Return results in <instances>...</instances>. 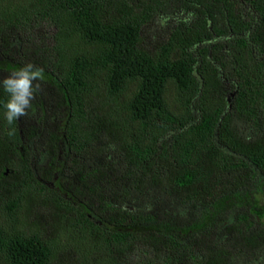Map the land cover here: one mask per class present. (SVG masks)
<instances>
[{
    "label": "trees",
    "instance_id": "trees-1",
    "mask_svg": "<svg viewBox=\"0 0 264 264\" xmlns=\"http://www.w3.org/2000/svg\"><path fill=\"white\" fill-rule=\"evenodd\" d=\"M4 58L0 264H264V0H0Z\"/></svg>",
    "mask_w": 264,
    "mask_h": 264
},
{
    "label": "clouds",
    "instance_id": "clouds-1",
    "mask_svg": "<svg viewBox=\"0 0 264 264\" xmlns=\"http://www.w3.org/2000/svg\"><path fill=\"white\" fill-rule=\"evenodd\" d=\"M43 69L28 62L0 79V87L7 94L3 103L4 118L12 125L22 116H27L36 95L42 91ZM37 82V83H34Z\"/></svg>",
    "mask_w": 264,
    "mask_h": 264
},
{
    "label": "rangeland",
    "instance_id": "rangeland-1",
    "mask_svg": "<svg viewBox=\"0 0 264 264\" xmlns=\"http://www.w3.org/2000/svg\"><path fill=\"white\" fill-rule=\"evenodd\" d=\"M53 33V27L47 25V24H43L42 26H40V28L37 26L31 33V38L33 40H35V42H38L40 45L41 44L39 41L43 40L46 42V38L48 36H50ZM152 33V32H151ZM150 32L145 33L144 38L147 41H151L152 35ZM34 42V43H35ZM48 42V39H47ZM10 46L6 45L5 48L8 49ZM11 54V53H10ZM16 55L14 56L15 58H19L18 52L15 53ZM10 55L7 54L5 55V57H9ZM7 58H4L3 61L1 62L0 60V66H4L6 69H11V70H15L17 68V66L15 64H11L8 61H6ZM5 73V72H3ZM41 212L36 211V215L34 214H28L29 217V221H31L32 223H36L37 225L43 227L47 232H55V229L52 228V226L55 223V219L52 213L50 212H44L43 210H40ZM61 253H60V264H78L77 261V255L74 252L73 247H71L70 245L64 247L63 245H61Z\"/></svg>",
    "mask_w": 264,
    "mask_h": 264
}]
</instances>
